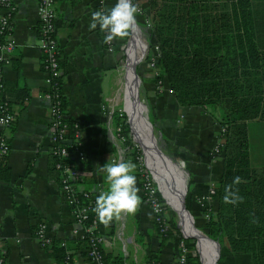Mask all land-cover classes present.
I'll list each match as a JSON object with an SVG mask.
<instances>
[{
	"label": "crops",
	"instance_id": "crops-1",
	"mask_svg": "<svg viewBox=\"0 0 264 264\" xmlns=\"http://www.w3.org/2000/svg\"><path fill=\"white\" fill-rule=\"evenodd\" d=\"M139 1L145 5L144 0ZM248 1L250 7L264 10V0ZM14 2L17 11L12 18V33L16 44L9 54L10 63L4 67L2 74L7 95L12 101L13 119L3 129L10 149L5 158L9 176H0V249L5 254L6 264H56L49 248L39 243L33 230L36 222L42 220L51 226L55 238L70 241L71 211L60 196V172L55 168L54 157L49 152L51 128L48 103L42 96L46 86L38 46L37 0ZM116 3V0H104L102 5L97 0H55L54 4L55 36L64 72L61 86L66 101L64 109L78 123L86 152L82 163L74 156L71 160L82 170L79 186L90 191L94 207L97 196L108 188L107 175L100 171V167L110 163V157L116 151L109 138L105 112L114 110L110 102L112 89L117 83L121 47L115 38L112 47L108 48L103 42L99 25L94 30H90L89 25L93 12L101 6L108 11ZM149 81L145 90L158 97L159 93L152 89L153 82ZM20 88H26L28 95L22 97ZM130 101L134 105L132 99ZM136 112L138 114L139 111ZM140 120L146 126L142 115ZM199 121L207 126L202 128L197 124ZM215 122L208 112L193 106L191 178L193 196L197 197L199 204L193 201L190 206L199 221L203 214L200 197L207 196L212 207L217 203V196L210 194L209 190L220 178L222 158L214 163L215 160L207 156V147L214 140ZM132 132L135 133L134 127ZM216 171L218 175H215ZM133 174L143 203L136 214H122L107 227L98 220L97 231L106 240L103 248L105 251L121 252L134 264H178L176 255L181 237L174 230V235L162 238L153 221L151 207L142 196L138 172L135 170ZM100 186L102 189L98 190ZM122 228V233L118 232ZM69 250L72 264L87 263L82 248L70 247ZM223 264H251L250 255L227 254Z\"/></svg>",
	"mask_w": 264,
	"mask_h": 264
},
{
	"label": "trees",
	"instance_id": "trees-1",
	"mask_svg": "<svg viewBox=\"0 0 264 264\" xmlns=\"http://www.w3.org/2000/svg\"><path fill=\"white\" fill-rule=\"evenodd\" d=\"M141 9L149 23L151 47L157 46L149 80L155 84L167 81L178 105L201 107L220 127L216 141L221 146L222 170L210 193L217 196V203L215 207H201L207 214L206 234L219 245L218 263L223 264L227 254L248 253L251 264H264V164H252L249 147V122L264 120V10L250 7L248 0H147V6ZM101 34L104 41L105 32L101 30ZM150 51L145 58L152 56ZM121 56L122 50L118 59ZM58 81L62 84V75ZM0 83V102L11 109L3 78ZM19 91L22 97L28 95L26 88ZM111 117L129 145L124 162L136 165L139 179L145 174L150 177L140 164V149L131 143L126 115L114 109ZM67 121L65 135L73 137L75 119L69 117ZM5 158L0 157V176L8 178ZM235 176L242 178L234 187L244 202L234 206L225 204L223 196ZM93 208L94 204L89 221L97 216ZM252 213L258 223L251 222ZM159 233L167 238L174 235V230L167 227ZM180 239L187 249L186 264H199L194 243L186 237ZM61 241L53 237L45 245L56 264H72L69 248L88 245L87 236L72 237L64 244ZM100 251L103 264H134L121 252L102 247Z\"/></svg>",
	"mask_w": 264,
	"mask_h": 264
},
{
	"label": "built area",
	"instance_id": "built-area-1",
	"mask_svg": "<svg viewBox=\"0 0 264 264\" xmlns=\"http://www.w3.org/2000/svg\"><path fill=\"white\" fill-rule=\"evenodd\" d=\"M102 5L104 0H98ZM55 0H37L36 12L39 25V49L42 54V68L45 71V90L43 91V98L48 103L49 108V123H50V145L49 152L56 158L54 163L55 168L60 171L59 192L62 200L67 204L71 211V229L70 234L74 238L87 236L88 245L82 248L85 254L86 264H103L101 259V247L106 242L105 236L99 234L97 231L98 218L94 217L89 221V211L93 203V197L90 191L79 186L82 181V170L71 160L74 156L78 162H83L86 158V152L83 145V139L78 123L74 122V136L68 137L65 135L69 127L67 121L68 114L63 107V94L61 91L62 84L59 83V78L63 73L61 67L60 50L56 41V13L54 9ZM137 5V4H136ZM139 12L142 13L141 7ZM17 11V5L14 0H0V79L4 67L10 63V52L15 47V40L12 33V18ZM99 11H105L101 6ZM148 22V20H146ZM149 24V23H148ZM106 34V33H105ZM115 40V39H114ZM111 44H106L111 48ZM154 50L157 53V46L154 45ZM156 54L150 58L152 63ZM160 82V81H159ZM1 87V83H0ZM112 111L107 110L109 138L115 146L116 151L110 157L112 161H124V154L121 148V143L124 144L125 136L121 132L120 125L111 127L110 121L112 119ZM13 119V112L6 105V102H0V157H6L9 153V143L6 140L3 132L4 127L11 123ZM114 128V129H113ZM127 148V146H125ZM219 140H215L210 148L209 154L211 157H216L221 152ZM65 159H68L66 161ZM140 180V190L144 196L145 201L150 205L153 220L158 226L159 231L167 229V219L163 211V204L158 195V190L153 185L151 176L144 175ZM102 189V186L98 187ZM210 193L213 189L209 190ZM207 196H201L200 201L203 207H207ZM205 217L207 214H204ZM51 226L42 220L36 222L34 228V236L41 245H46L54 237ZM64 244V241H61ZM99 246H101L99 248ZM186 246L185 242L180 239L178 243L177 261L178 264H186ZM0 264H6L5 254L0 249Z\"/></svg>",
	"mask_w": 264,
	"mask_h": 264
},
{
	"label": "rangeland",
	"instance_id": "rangeland-1",
	"mask_svg": "<svg viewBox=\"0 0 264 264\" xmlns=\"http://www.w3.org/2000/svg\"><path fill=\"white\" fill-rule=\"evenodd\" d=\"M133 1L136 3L138 2L137 5L141 8H145L147 6V0L143 1L145 5L141 4L139 0H132V2ZM99 5L101 4L99 3ZM144 17H145L144 13L136 15L140 52H139V57L135 64L134 74L131 75L133 76L135 83L137 76V85L136 87L134 86L135 87V90L133 91L134 94L133 96H131L132 97L131 99L135 105L133 106L136 108L137 111H139L138 115H140V117L142 115L145 121V124L147 126L146 129L149 132L152 152L160 159V161L165 165V167L179 179L182 188L184 189L183 205L191 219L194 228L211 242L213 239H211V237L209 238L206 234L205 215L202 214L201 219L199 221L196 218V216L193 215V210L190 206L191 203H193V201H197L199 204V200L197 199V197L193 196V180L191 178L193 176V128H194L193 106L187 107V106L178 105L177 102L175 101L174 96L171 93L172 92L171 88L169 87L167 81L165 80H160V82L156 84L153 83L152 89L154 90L155 93H159L157 94L159 95L158 97L148 94L147 91L145 90L147 83L150 82L148 79L151 72L152 60L151 58L147 59L144 56L145 53L149 51V49L151 50L150 52L152 55L156 54V51L154 50V47L153 48L151 47L152 38L150 34V27ZM131 35L132 33L125 38L118 37L116 40L118 45H120L121 47L122 56L118 60L117 83L112 89V99L110 102L112 108L116 110H122L124 112L127 121H128V116L123 109V101H122L123 88L125 84V79L123 74H124V66L127 61L126 50ZM197 124H199L202 128H205L207 126V124L203 121H199ZM109 125L113 127L112 119ZM214 126H215L213 131L214 140H212L210 145L207 147V156L209 157L210 160H215L214 163H217V160H219L222 156L219 154L213 158L209 154L211 144L213 143V141L216 140L217 132L220 129L219 125L216 122ZM129 128H130L129 136L131 139V143L132 145L137 146L141 152L139 158L140 164L142 165V167H144L145 170H147V172L151 176L152 182L154 183L156 189L158 190L157 192L159 198L161 200V203L163 204L164 215L165 218L167 219V227H172L173 230H175V232L180 237L189 238V242L194 243L195 245L196 248L195 253L198 254L199 264H206V255L203 254L205 258L204 260L202 258L201 253L198 250L196 238L193 236H188L184 232L181 225L179 224L175 211L171 207L166 192L164 191L163 187L159 184V181L157 177L154 175L153 171L150 169L146 159L144 158L139 143L134 138V132H132L131 130L130 123H129ZM120 146L122 148L124 158L126 160L127 157L126 154L128 152L129 145L125 141L124 144L121 143ZM125 146H127V148H125ZM249 147H250L252 164L253 165L264 164V120H255L249 122ZM215 175H218L217 171L215 172ZM201 207L203 206L201 205ZM119 223L120 221H118V224ZM122 230L123 228L118 230V232L122 233ZM120 236H122V234H120ZM116 241H118L117 237H116ZM214 245L217 248V244L215 241H214ZM219 256H220V249H219ZM219 256L217 257L216 260L217 264H219L218 263ZM176 260H177V255H176Z\"/></svg>",
	"mask_w": 264,
	"mask_h": 264
},
{
	"label": "clouds",
	"instance_id": "clouds-1",
	"mask_svg": "<svg viewBox=\"0 0 264 264\" xmlns=\"http://www.w3.org/2000/svg\"><path fill=\"white\" fill-rule=\"evenodd\" d=\"M139 6L132 0H117V3L108 11H96L92 13L89 25L90 30L99 28L106 34L104 43L111 44L115 38H125L137 31L136 15ZM136 165L131 161H112L100 167V171L107 175L108 188L100 192L95 201L93 211L101 224L107 227L113 219H119L122 214L134 215L138 212L142 198L138 195L137 179L133 174ZM242 182L240 176H235L231 184L225 187L223 202L225 204L238 205L244 202V197L239 194V189L234 187ZM252 223H258L255 214Z\"/></svg>",
	"mask_w": 264,
	"mask_h": 264
},
{
	"label": "bare ground",
	"instance_id": "bare-ground-1",
	"mask_svg": "<svg viewBox=\"0 0 264 264\" xmlns=\"http://www.w3.org/2000/svg\"><path fill=\"white\" fill-rule=\"evenodd\" d=\"M127 62L124 66V79L125 84L123 88V109L128 115L129 123L131 124L132 130L134 127V138L139 143L144 158L146 159L150 169L157 177L159 184L163 187L166 195L170 201L171 207L175 211L176 217L179 224L183 228L184 232L188 236L196 238L197 247L205 260L203 254L206 255V264H217V248L214 245V241L208 240L206 237L201 235L193 226L191 219L186 212L183 205L184 189L179 179L173 175L160 159L152 152L149 132L146 127L142 124L136 109L130 101L133 95L135 80L133 78L136 61L139 57V38L138 32L132 33L128 46H127ZM131 121V122H130ZM133 125V126H132ZM203 260V262H204Z\"/></svg>",
	"mask_w": 264,
	"mask_h": 264
},
{
	"label": "water",
	"instance_id": "water-1",
	"mask_svg": "<svg viewBox=\"0 0 264 264\" xmlns=\"http://www.w3.org/2000/svg\"><path fill=\"white\" fill-rule=\"evenodd\" d=\"M128 121H129V119H128ZM149 122V121H148ZM188 211V210H187ZM189 212V211H188ZM212 239V238H211ZM214 240V239H213ZM215 241V240H214ZM216 242V244H217V257L219 256V245H218V243H217V241H215Z\"/></svg>",
	"mask_w": 264,
	"mask_h": 264
}]
</instances>
